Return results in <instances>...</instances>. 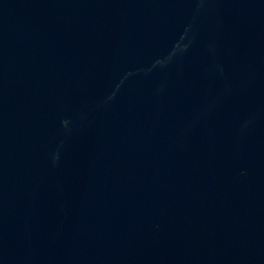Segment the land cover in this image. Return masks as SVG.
I'll return each instance as SVG.
<instances>
[{
  "label": "water",
  "instance_id": "water-1",
  "mask_svg": "<svg viewBox=\"0 0 264 264\" xmlns=\"http://www.w3.org/2000/svg\"><path fill=\"white\" fill-rule=\"evenodd\" d=\"M0 264H264V0H0Z\"/></svg>",
  "mask_w": 264,
  "mask_h": 264
}]
</instances>
